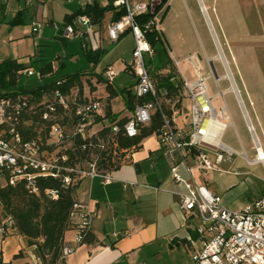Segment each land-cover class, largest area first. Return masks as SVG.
Here are the masks:
<instances>
[{
	"label": "crops",
	"instance_id": "0c3cea01",
	"mask_svg": "<svg viewBox=\"0 0 264 264\" xmlns=\"http://www.w3.org/2000/svg\"><path fill=\"white\" fill-rule=\"evenodd\" d=\"M97 1L101 5H105L107 3V0ZM137 1L145 2L146 0ZM73 2L78 3V8L74 12L65 14L62 25L68 21V17L75 14L80 8H82V5H79L80 2ZM188 2L189 3L187 4V0H169L166 5L156 10V17L160 22L161 38V42L157 43L156 45L160 44L164 50L168 48L169 52L172 54L173 51L171 49V45L173 42L176 44L184 42L186 35L184 29L187 31L190 29V19L192 18V14H195L197 21H199L201 24H204L205 21L210 31L212 41L217 49V53L211 57H204L209 61L214 59H218L220 61L223 74L219 76L215 70L218 76L217 79L219 81L224 79L230 83L228 88L223 92L225 93L230 91L234 94L236 103L241 113V117L243 119L242 122L251 142L249 145V150L254 151V140H257L260 143V140L256 134V128H258L261 137L264 138V102H260L261 95H259L264 93V90H261L259 94L255 92V99H257V102L254 101V95H252L251 100H249V93L245 91L248 98V105L250 107V110L248 111L242 102L239 91L233 80L232 73L229 70L228 63H226L227 61L224 60L226 61L225 66L227 67L231 79H229L226 75V69L223 62L217 58L218 51L220 50L221 53L222 51L219 45L218 35L214 32L211 25V20L207 15V7L205 6L204 1L188 0ZM256 2L257 4L255 5V10L258 12L260 31L254 33V35L257 37L260 36L259 39H264V0H256ZM13 3L17 4V13L14 22L18 21L22 15L21 3H23L25 9H34V17H37L40 11L42 13L45 7L43 6L44 2L40 0H32L30 5H26L24 0H0V9L5 14L11 8ZM116 11L117 10L115 9L111 11L109 10L104 13L103 18L99 23L92 22L91 38L100 46V49L96 51L83 49L82 38H60L64 42L73 41L75 39L80 41L83 56L90 63L92 67L91 71L86 70L80 73H72L57 77V73L52 62H45L43 66L46 63L51 64V72L47 75L41 76L39 70L43 66L38 71H36L32 66H26L22 63L26 68H32L42 81V84L36 89L27 90L24 87H21L23 90L27 91L40 89L42 95L39 97H37L36 94L27 95L30 97L32 104L34 105L52 102L54 99L52 101L45 102H41L39 100L41 97L49 96V94H52L53 96V91L55 90L53 85L54 83L56 84L60 82L63 84L72 76L78 74L74 80V86L70 88L66 94H61L72 109L73 102L77 104L91 102L99 103V110L96 116V118H99V120L95 121L94 119V121L87 127V137L95 135V133L103 126L113 124V121H119L122 119L127 120L132 116L133 113V108H128L127 106L128 93L130 92L132 96L134 95V86L136 83V77L130 71V63L119 59L114 63L113 67L111 65V67L117 72V76L115 77L112 85H109L114 95L109 96V93L106 89L107 84L104 76L105 68L100 73L95 70L102 57L97 63H94L93 60L86 57L85 55V51H90L93 53L103 51L104 54L108 46L116 44L125 34L130 32L126 31L123 33L117 42L110 43L108 41L106 37V26L113 21V15ZM43 14L45 15L46 13L43 12ZM167 20L169 21L170 25L169 23L168 25L165 24L164 21ZM163 22L165 25L162 27ZM45 24L53 26L55 22L48 20ZM79 29L84 31L83 27H80ZM43 36L44 32L42 30L41 39ZM57 36L60 37L58 35V31L54 37L56 38ZM221 37L224 39V35L222 33ZM156 45L152 49V56H147V66L152 73L166 75L169 72H172L181 82L186 81V76H188V74L187 68L184 65L185 63L192 68L194 77L197 70H200L205 76L211 75L212 77L209 66V63L212 61L208 63L207 66H209V68L206 66L207 70L204 72L203 64H205V62L201 59L203 56H196L194 54L183 55L177 53L178 56L175 57L173 55L172 57L170 53H167V59H165L164 63H162L160 67L152 68L150 65L151 58L157 52ZM133 48L134 43L132 46V51ZM41 57H43V55ZM5 60H16L18 63H21L17 58ZM0 62H2V60H0ZM63 65L64 63L60 62V67ZM122 73H127V75L133 79V81L131 84H125L124 87L120 88L115 85V80ZM21 75L24 76L23 74ZM217 79H215V83ZM218 82L216 83L217 85ZM232 84L235 88V91L232 90ZM97 92L100 94L96 95ZM220 92L223 94L222 91ZM70 93L75 94L74 97L69 101L68 97ZM211 97L214 98V96ZM157 98L166 109L171 111L170 118L173 121V125L177 129H183L185 134H187L190 130V119L188 115L190 102L188 98L182 94L181 91L176 98H169L166 97V93L162 90L158 92ZM221 106L222 104L219 105V107ZM107 109L110 110L112 116L109 119H105V112ZM73 122L74 119L72 110L61 112L59 123L65 131V140L67 137H71ZM67 124L70 125V128H68ZM223 145L231 149L224 143ZM260 146L262 151H264V147H262L261 143ZM231 150L234 151L233 149ZM42 151L46 157H52V153L49 152L48 149ZM235 154L246 158L245 150H242L240 153L235 152ZM62 155L66 156L64 153H62ZM178 159V152L168 151V149L163 144H161L159 137L153 134L143 139L138 149L128 152L126 154L127 162L116 170L105 173L96 171L98 175L90 177L85 173L90 170V165H95V162H86L88 163L89 167L86 171H81L83 172L82 174L78 175L79 184L75 191L74 199L76 202L87 206L95 214V218L90 230L92 241L77 245L75 242V230L73 229L67 232L64 236V244L68 247H74L75 249L71 254L65 257V264H192V252L201 248L200 237L197 233V228L201 225V222L198 218L185 215L179 207L177 194L183 192V188L173 182L170 173L171 167L178 161ZM246 160L251 166L260 164L255 161V151L254 157L252 159L246 158ZM187 161L189 166L193 165L191 156H188ZM179 169L182 176L186 178L187 173L185 172L184 168L180 167ZM228 169L229 167H227V169L222 168V171H211L207 174H203L196 169L191 171L195 183L197 185H204L211 194L219 196L222 200V204L227 208H229L227 201L223 199L222 195H220L218 191H214L212 189L211 178H213V173H228ZM104 176L109 177L108 183H104ZM222 185L225 186L224 183ZM262 195H264V189H261L258 197H256L254 201ZM252 202L248 204H251ZM242 207L244 206H241L237 209ZM12 234L15 233L12 232ZM9 241L14 240L13 238H8L6 240L3 239L0 243L1 258L4 262H11L12 264L32 262L34 256H32L29 251L28 257L25 259L13 260V257L24 248V243L20 246L13 244L11 247H8L6 256L3 258L2 244L8 243ZM185 254L189 255L188 263H186L187 261L182 260Z\"/></svg>",
	"mask_w": 264,
	"mask_h": 264
},
{
	"label": "built area",
	"instance_id": "2783aa9c",
	"mask_svg": "<svg viewBox=\"0 0 264 264\" xmlns=\"http://www.w3.org/2000/svg\"><path fill=\"white\" fill-rule=\"evenodd\" d=\"M67 2L78 1L84 6H91L97 0H64ZM30 5L32 0H24ZM162 0H113L112 7L119 11L124 10L120 19L112 21L106 26V37L110 43L117 42L121 35L130 31L134 40L130 71L136 77L134 95L136 100H141L133 109L132 116L123 124L126 136L134 137L138 134L139 126L146 125L151 120L155 110H161L160 102L154 83L149 74L145 56H152L153 50L146 39L148 32H154L157 40L160 35V22L156 17V8ZM148 15L143 24L136 23V17ZM82 26L84 31L80 28ZM92 21L88 15L72 17L62 26L56 25L58 35L63 39L82 38V48L98 50L100 46L93 41ZM32 35L39 39L42 34V25L32 23ZM90 37V38H89ZM21 74L32 76L37 74L32 68L20 71ZM107 85H112L117 72L112 67L104 70ZM208 76L197 70L195 79L188 83L181 82L180 90L189 104L190 130L187 134L182 129L173 125L171 118L162 114L163 130L159 140L168 151L179 154L178 161L171 167L170 173L173 182L183 188L177 194L181 211L187 215L198 218L201 225L197 228L201 248L191 254L192 264H264V195L240 209H229L222 204L219 196L211 194L204 185H197L191 171L196 169L203 174L211 171H222V164L229 162L235 152L221 142L224 130L232 126L231 116L226 105L216 108L214 98L208 95ZM219 80H216V83ZM61 83H56L59 86ZM219 96L222 93L219 92ZM217 95V96H218ZM144 98H150L144 101ZM53 101L50 103L34 105L29 96L16 95L0 98V184L15 185L24 181L30 193L36 194L38 189L35 180L38 177L62 178L65 186L70 184L67 176L62 172H75L61 163L66 156L46 157L40 150L41 143L37 140L23 138L20 122L25 113L35 112L40 106L44 112L41 118L44 121L52 120L48 130L47 145H59L66 134L60 125L57 116L58 107L66 112L72 110L73 127L71 136L87 138V127L94 121L98 114L99 103L85 104L72 103L69 106L58 89L53 91ZM112 131H118L117 125H112ZM255 161L264 166V151L257 140H254ZM84 148V147H83ZM192 157L193 165L189 166L187 158ZM184 168L187 177L180 173ZM90 177L97 176L95 165H90V170L85 173ZM104 183L109 182V177H103ZM49 197L57 198L55 191H48ZM74 221L75 242L83 243L85 236L90 233L95 214L87 206L80 203L73 205L70 214ZM6 226L0 227V243L5 237L14 232L11 229L12 221L6 219ZM74 247H64L62 256L65 258L74 251ZM30 264H38L33 257Z\"/></svg>",
	"mask_w": 264,
	"mask_h": 264
},
{
	"label": "rangeland",
	"instance_id": "374dc122",
	"mask_svg": "<svg viewBox=\"0 0 264 264\" xmlns=\"http://www.w3.org/2000/svg\"><path fill=\"white\" fill-rule=\"evenodd\" d=\"M40 1L44 2L43 6L45 7L42 13L41 11L38 13L37 17H34L33 8L25 9V6L21 3L22 15L16 22H14L17 13L16 3H13L5 14L0 9V60L17 58L21 63L26 66H32L36 71L45 62H52L57 77L80 73L86 70L91 71L92 67L83 56L78 39L65 41V43L60 37H54L57 34L56 25L62 26L65 14L74 12L78 8V3L73 1H71L72 3H68L64 0ZM203 1L207 7V15L211 20L213 30L218 35L221 51L228 63L229 70L232 73L242 102L249 111L248 98L251 100L252 95H254V101L257 102L255 92L259 94L261 90H264V39H259L260 36L257 37L254 35V33L260 31L258 12L255 10L257 2L256 0ZM79 5L82 4L80 3ZM43 12L46 14L44 15ZM191 17L190 29L188 31L184 29L186 34L184 42L180 44L173 42L171 45L172 54L168 48L164 50L160 44L156 45L157 52L151 58V67H160L165 59H167V53H170L172 57L173 55L175 57L178 56L177 53L183 55L194 54L196 56H203L201 59L205 62L203 64L204 72H206L207 67L209 68L207 66L208 63L212 61L217 74L221 76L223 70L220 61L218 59L209 61L204 57H211L217 53L208 26L205 21L204 24L202 23L203 25L197 21L194 13ZM48 20L54 21L55 24L53 26L45 24ZM33 22H38L42 25L44 32L42 39L41 37L35 39L32 35ZM164 22L167 25L169 23L168 20ZM164 22L162 23V27L165 25ZM221 33L224 35V39H222ZM133 43L132 33L129 32L116 44L108 46L95 70L100 73L104 68L111 67V65L113 67L114 63L119 59L131 63ZM42 55L43 57H41ZM145 61L147 62V55L145 56ZM60 62L64 63L62 67H60ZM184 65L187 68L188 74L186 76V82L191 83L195 79L192 68L185 63ZM208 77V95L214 96V104L216 107H219L223 102L226 104L233 121V125L225 129L222 142L236 153L245 150L246 158L252 159L254 157V151L249 150L251 142L242 122L243 119L235 96L230 91L223 92L228 88L230 83L222 79L217 85L213 76L211 77L209 75ZM132 81L133 79L127 73H122L116 78L115 85L121 88L125 84H131ZM41 84L42 81L37 74L33 76L24 75L18 81V87H24L27 90L36 89ZM220 91L223 92L222 96L218 95ZM245 91L249 93L248 98ZM74 94H69V101L74 97ZM99 94L97 92L96 95ZM259 95H261L260 102H264V93ZM52 100L53 96L49 94V96L41 97L39 101L45 102ZM67 126L70 128L69 124ZM256 134L262 147H264V138L261 137L258 128H256ZM72 143L73 137H67L61 144L53 146L52 156L56 157L59 152L68 149ZM92 158L94 157L92 156ZM246 158L235 154L230 158L229 162L221 166L223 169L229 167L228 173L212 174V189L222 195L230 209H237L254 201L258 197L261 189H264V167L260 164L251 166L247 163ZM88 167V163H85L78 165L77 169L79 171H86ZM223 183L225 186L222 185ZM8 238H13L14 241L2 244L3 258L6 256L8 247H11L13 244L20 246L24 243L22 238L16 234L11 233L4 240ZM27 251H30V249ZM182 260L188 263L189 255L185 254Z\"/></svg>",
	"mask_w": 264,
	"mask_h": 264
},
{
	"label": "trees",
	"instance_id": "16d2710c",
	"mask_svg": "<svg viewBox=\"0 0 264 264\" xmlns=\"http://www.w3.org/2000/svg\"><path fill=\"white\" fill-rule=\"evenodd\" d=\"M113 0H107L105 5H101L98 1L91 6H84L78 12L68 17V21L77 15H88L93 23H99L104 13L111 11ZM169 0H162L160 6L166 5ZM124 14V10L116 11L113 15V21L120 19ZM165 14V13H164ZM148 15H141L136 17V23L143 24L148 20ZM156 34L148 32L146 39L150 43L152 49L157 43L161 42V38L155 39ZM86 57L97 63L103 55V51L90 52L85 51ZM26 69L22 63L16 60H4L0 62V98L16 95H33L41 96L40 89L27 91L18 87V81L22 77L20 71ZM51 72V64L46 63L40 70L41 76L47 75ZM152 77L156 92L160 90L166 93V97L176 98L179 95L181 81L176 76L169 72L166 75H159L152 73ZM78 74L72 76L68 81L56 86L62 94H66L70 88L74 86V80ZM18 88V89H17ZM109 96L114 93L109 85L106 87ZM128 108H133L141 100H136L135 95L128 93ZM150 98H144L148 101ZM161 110H155L151 115V120L146 125L139 126L138 134L134 137H128L123 131V124L125 119L113 121V124L103 126L95 135L81 139L79 136L73 137L72 145L59 152L57 156L62 153L66 155V160L61 164L69 169L78 170V165H83L86 162H95V167L98 172H111L118 169L121 165L127 162L126 154L130 151L136 150L140 147L143 139L151 135H161L163 130L162 114L170 118L171 111L166 109L160 102ZM44 112L42 106L37 108L35 112L25 113L20 122V129L25 140H37L41 143L40 150H49L52 152L54 145H47L48 130L54 121H44L41 114ZM62 110L58 107L57 119L61 115ZM110 110L105 112V119L111 118ZM99 118H95L98 121ZM112 125L118 126V131H112ZM45 147V148H44ZM84 147V148H83ZM92 156L94 158H92ZM78 173L62 172V176H67L70 179V184L65 186L62 178L52 177H38L35 180V185L38 189L36 194L30 193L25 187L24 181L15 185L0 184V227H5L6 219L12 221L11 229L14 233L20 236L24 241V248L21 249L13 260L25 259L28 257V251L37 260L38 264H65L62 256V249L66 247L64 244V236L67 232L74 229V221L70 214L73 210V205L78 203L74 199V194L78 188L79 178ZM48 191H55L56 199L49 197ZM92 241L90 233L85 236L83 243ZM0 264H12L11 262H4L1 258ZM20 264H30L23 262Z\"/></svg>",
	"mask_w": 264,
	"mask_h": 264
},
{
	"label": "bare ground",
	"instance_id": "6f19581e",
	"mask_svg": "<svg viewBox=\"0 0 264 264\" xmlns=\"http://www.w3.org/2000/svg\"><path fill=\"white\" fill-rule=\"evenodd\" d=\"M217 56H218L217 58H219V59L221 60V62H223L224 66H225V62H226V61H224L225 59L223 58V55H222V53L220 52V50L218 51V55H217ZM226 63H227V62H226ZM225 69H226V75H227V77H228L229 79H231V76H230V74H229V72H228L226 66H225ZM226 79H227V78H226ZM232 90L235 91V88H234L233 84H232Z\"/></svg>",
	"mask_w": 264,
	"mask_h": 264
},
{
	"label": "water",
	"instance_id": "95a60500",
	"mask_svg": "<svg viewBox=\"0 0 264 264\" xmlns=\"http://www.w3.org/2000/svg\"><path fill=\"white\" fill-rule=\"evenodd\" d=\"M209 66H210V71H211L212 76L214 77V79H217L218 76L216 74V71L214 69V66H213L212 62L209 63Z\"/></svg>",
	"mask_w": 264,
	"mask_h": 264
}]
</instances>
